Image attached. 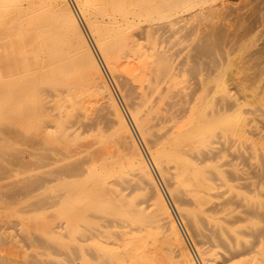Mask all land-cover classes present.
Wrapping results in <instances>:
<instances>
[{
  "label": "bare ground",
  "instance_id": "bare-ground-1",
  "mask_svg": "<svg viewBox=\"0 0 264 264\" xmlns=\"http://www.w3.org/2000/svg\"><path fill=\"white\" fill-rule=\"evenodd\" d=\"M136 139L200 264H264V0H0V264H195Z\"/></svg>",
  "mask_w": 264,
  "mask_h": 264
},
{
  "label": "rangeland",
  "instance_id": "rangeland-1",
  "mask_svg": "<svg viewBox=\"0 0 264 264\" xmlns=\"http://www.w3.org/2000/svg\"><path fill=\"white\" fill-rule=\"evenodd\" d=\"M69 2H70V5L73 7V8H72V7H71V8H72V10H73L74 16H76V17L78 18L77 20H78L79 24L82 26V22H81V20L79 19V15H78V13L76 12V10H75V8H74L72 2H71V1H69ZM82 27H83V26H82ZM84 35H85L86 38L89 40L88 35H87L86 32H84ZM100 67L102 68V71L104 72V76H105L106 82L108 83V85H109V87H110V89H111V91H112V93H113V95H114V97H115V99H116V102H117V104H118L120 110L122 111V113H123V115H124V117H125V119H126V122H127L128 126H129V128H130V130H131V132L133 133V132H134V129H133L132 124H131V122H130V119H129V116H128V112L125 110V107H124V105H123V103H122V101H121V99H120V97H119V95H118V92H117V90H116V88H115L113 82L111 81L110 77H109L108 74L105 72V70H104V68H103V66H102V64H101V62H100ZM118 97H119V98H118ZM120 101H121V102H120ZM134 136H135V132H134ZM136 142H137L138 147H140L139 149H140L141 153L144 155V159H145V161L148 162V164H147V165H148V168L150 169V171L152 172V174H154V179H155L156 182L158 183V185H159V187H160V189H161V191H162V195H164V199H165L166 205H167V207H169L168 209L170 210V212H172V213H171L172 216H174L173 219H174V221H175V223H176V225H177V227H178V230H179L180 233H181V236H182V238H183V240H184V242H185V244H186L188 250L190 251V255L192 256V258H193V260H194V263H195V264H200V261H199L198 257H196V254H195V252H194V248H193V246L191 245V242H190V240L188 239V237H187V235H186V233H185V231H184V229H183V227H182V225H181V223H180V221H179V219H178V216H176L177 214H176V212L174 211V208H173L172 204L170 203V201H169L168 198L166 197L165 192H164L162 186L160 185L158 178L156 177V174H155V172H154V170H153V168H152V166H151V164H150V162H149V160H148V158H147V156H146V153H145V151H144V147H143L142 144L139 142V140L136 139ZM99 238H100V237H99ZM155 261L157 262V264H164V263H162V256H161V253H159V252L156 253V255H155Z\"/></svg>",
  "mask_w": 264,
  "mask_h": 264
}]
</instances>
